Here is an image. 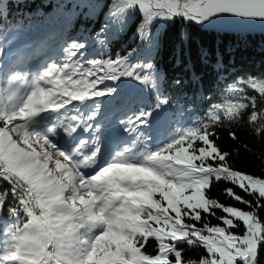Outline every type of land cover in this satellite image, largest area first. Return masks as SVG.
<instances>
[{
	"label": "trees",
	"instance_id": "16d2710c",
	"mask_svg": "<svg viewBox=\"0 0 264 264\" xmlns=\"http://www.w3.org/2000/svg\"><path fill=\"white\" fill-rule=\"evenodd\" d=\"M109 2V0H0V37L5 38L8 31L17 29L22 33H35L40 29L37 21L48 16L54 34L61 29L60 32L69 33L71 39L63 41V33L61 35L46 33L45 41L50 39L55 44L58 42L56 49L67 47L68 42H71L74 51H79L80 55L76 57L70 54L67 59L77 60L82 67L89 70L90 77L95 78L102 87L109 86L108 77L112 69L119 75L132 71V79L128 83L132 88H135V73L142 75L145 80L136 93L140 105L133 108H147L159 101L171 111V119L175 121L187 117V122H193L198 118L200 122L195 129H204L221 153L227 154V160L223 163L217 160V157L220 160L224 159L221 153L213 156L208 152L206 155V159L215 164L221 173L227 172L231 176L232 170H236L237 175L241 176L264 175V118L254 122L250 119L251 113L264 112V95L259 93L258 88L254 89L253 83H249L264 79V34H217L197 28L181 17L175 16L174 19L167 17L153 26L154 33L157 28L159 29V37L155 51L149 56L144 52L140 37L135 34L136 27L141 21L140 12L135 11L133 7V11L130 7L127 8L125 28L121 30L119 24H114L112 19L109 18L106 22L105 13L112 9ZM92 5H95L94 10L91 8ZM100 9L102 13L98 14ZM101 32L103 35H97ZM32 43L35 44V40H32ZM146 64H152L154 67L146 68V71ZM193 73L197 77L196 80L192 79ZM155 75H158L157 80L161 78V82L155 80ZM150 78H153L151 84ZM233 85L238 88L235 97L243 107L231 118L224 116L222 112L213 118L211 112L209 113L213 110L212 106L219 104L225 107L222 105L225 93L228 88H233ZM150 86L151 89L148 88ZM206 109L208 111L204 115ZM16 137L22 142L23 137ZM211 141H207L209 148ZM197 147L200 145L197 144ZM203 155L205 153L202 151L201 156ZM187 157L185 165L198 162H193L192 152L187 153ZM211 167L212 164L204 163L194 171L207 176ZM197 182L201 188L199 203L195 205L181 203L176 210L171 208L164 210V215L171 219L173 227H179L177 247L179 253L188 260V264H195L200 254L207 252L200 235L192 231L198 225L193 223L189 214L194 216L195 209L202 206L205 207V211L207 210L203 193L208 185L200 180ZM212 184L209 197L224 200V189L229 185L226 182H217L216 179H212ZM3 192L7 196L4 204L15 207L27 190L26 186L7 175L0 167V194ZM247 195L245 194L246 198ZM184 208L188 211L180 218L179 210ZM257 213L264 216V208L258 207ZM208 219L215 220L214 217H205V220ZM139 241L142 243V251L147 255L151 253L149 256H153L158 253V244L153 235L147 234L140 237ZM223 242L225 241H216L217 244ZM207 254L209 255V252ZM175 259L176 264H180V258ZM168 261V264H173L172 259L169 258ZM255 264H264V246L257 249Z\"/></svg>",
	"mask_w": 264,
	"mask_h": 264
},
{
	"label": "snow or ice",
	"instance_id": "6c2138e0",
	"mask_svg": "<svg viewBox=\"0 0 264 264\" xmlns=\"http://www.w3.org/2000/svg\"><path fill=\"white\" fill-rule=\"evenodd\" d=\"M239 2L240 0H184L183 5H181L179 0H170V2L169 0H161L158 7H167L169 9L167 15H171L173 19L175 18L173 13L180 14L177 10H181L184 16H189L197 22L228 21L226 13L231 15L242 14L237 10ZM140 7H143V5ZM140 7L133 5L134 10L137 12H140ZM91 8L94 10L95 5H92ZM112 9L114 10H111V17H109V12L105 13L106 22L110 18L114 24H119L120 29L123 30L127 11L123 5V0L114 2ZM243 14L246 15V13ZM153 15L142 13L141 21L135 30V34L140 37L144 45L145 54L149 56L155 51L159 37V29L157 28L154 33L152 30L153 26L160 17L167 18V15L163 12L156 19H153ZM61 34L58 31L54 35ZM97 35H103V33L101 32ZM145 67L152 69L154 66L146 64ZM219 67L220 65L218 64L217 68ZM192 79H197L195 73H193ZM249 83H253L254 89L258 88L259 93L264 95V81H250ZM234 88L235 85H233ZM241 107L243 105L229 103L226 107H222L216 104L212 106V115L215 118L222 112L224 116L231 118L237 114ZM19 114L24 115L26 113L21 109ZM148 115L150 116L151 113ZM261 118H264V112H253L250 114V119L253 122ZM7 119L10 120L11 116L9 115ZM0 126H2V123H0ZM56 130V127L49 128L46 132L38 133L37 137L49 136ZM7 131H12L11 124L8 125ZM183 135L187 137L183 141L185 144L192 141L193 136H195L196 139L192 142L189 152L199 156L197 163H188L186 166H180L173 164L171 160H156L155 162L173 169L176 173L174 179L182 187L186 186L185 181L196 183L200 180L208 185L203 193L207 210L205 211V207L202 206L195 209L194 216L189 213L193 223L198 225L192 231L200 235L201 242L204 248L207 249L205 258L200 261V264H255L257 249L264 246V216H260L257 213L258 207L264 208V175L255 177L244 174L241 176L237 175L236 170H232L231 176L227 172L221 173V170L216 168L215 164L206 159L208 152H211L213 156L221 153V150L214 141H211V137L208 136L207 132L204 129H191ZM22 137L25 144L29 141L34 142L31 133L26 130L22 133ZM207 141H211V148H209ZM197 144L200 147H197ZM175 146L179 148V143H176ZM164 150L171 151L172 144L166 145L162 151ZM201 151L205 155L200 156ZM45 155L50 156V154L45 153L41 154L38 159L37 153L18 148L13 144L11 150H6L5 163L11 171L27 180L30 190H50L53 193L52 201L54 203L63 199V194L70 184L62 182L64 179L62 175L48 174V163L44 160ZM155 155L150 154L145 159L153 161L155 160ZM221 155H223L224 159L220 160L217 157L219 163L227 160V154L221 153ZM192 159L195 160L196 156L192 157ZM41 160H44V162L41 163ZM204 163L212 164L207 176L194 171L195 168H199ZM106 171L107 168H102L100 174L102 175ZM212 179H216L217 182H226L229 185V187L224 189V200L209 197L208 194L213 187ZM86 183L94 187L93 181H86ZM245 194H248L247 198ZM80 196L81 194L77 191L74 199H80ZM113 199L114 194L102 196L94 191L88 193L87 196L83 195L80 204L84 208L89 223L105 222L106 224V228L99 235L87 241L83 247L74 249L71 245L60 241L49 250V245L42 243L38 236L25 234L17 237L21 244L16 250L6 253L3 260H19L20 264H124L123 249L118 243L124 237H118L117 234L127 225L129 214L133 210L127 204L123 205L121 209L113 208ZM3 203V199L0 198V205H3ZM46 206L51 211L52 204L50 203ZM79 206L77 205V207ZM179 211L181 213L180 218H182L183 213L188 211V209L184 208ZM45 216H47V213ZM205 217H214L215 220H205ZM33 222L41 234L48 236L50 240L52 239L54 234L50 229H46L48 223L46 218L33 216ZM217 240L225 241L226 243L217 244ZM113 243H117L115 251L111 248ZM145 243L147 244V242ZM21 248L25 250L27 256L21 254ZM208 252L212 255L209 256ZM166 254L170 255L172 262L176 261V257H179L180 264H183L179 252H175L174 255Z\"/></svg>",
	"mask_w": 264,
	"mask_h": 264
},
{
	"label": "clouds",
	"instance_id": "9594fccd",
	"mask_svg": "<svg viewBox=\"0 0 264 264\" xmlns=\"http://www.w3.org/2000/svg\"><path fill=\"white\" fill-rule=\"evenodd\" d=\"M37 26L46 33L54 34L48 16L37 21ZM76 192L73 189L69 194H63L62 200L53 203V193L50 190L32 191L29 189V195L26 198H19L17 206L0 205V218H2L0 229L13 236L17 234L36 235L42 243L49 245V250L60 241L71 245L74 249L83 247L87 241L99 235L106 228V224L105 222L89 223L84 208L80 204L83 195L80 196V199H74ZM50 203L52 204L51 211L46 206ZM77 205L80 206L77 207ZM46 213L47 216H45ZM33 216L47 219L46 229H50L54 234L51 240L36 228ZM181 258L183 264H188V260L183 255H181ZM204 258L205 254L201 253L195 264H200V261ZM173 264H176V261H173Z\"/></svg>",
	"mask_w": 264,
	"mask_h": 264
},
{
	"label": "rangeland",
	"instance_id": "374dc122",
	"mask_svg": "<svg viewBox=\"0 0 264 264\" xmlns=\"http://www.w3.org/2000/svg\"><path fill=\"white\" fill-rule=\"evenodd\" d=\"M114 2H118V0H111V2L109 3L110 6L113 5ZM161 2V0H123V5L124 7L126 6H130L131 11H133V5H136L137 7H140L141 5H143V7H140V13L142 14H154L153 15V19H156L157 16H159V14L161 12L165 13L166 15L169 13V9L167 7L164 8H160L158 7V4ZM170 2V0H169ZM179 3L181 5H183L184 2H182V0L179 1ZM179 11L180 14H175L173 13L176 17H181L184 20L187 18L186 16H183V12L181 10H177ZM168 17H171V15H167ZM164 17H160L156 23H160L161 20ZM34 82H37V78H35L33 80ZM0 95L3 96L5 95L4 90H3V86H0ZM33 100L31 99H26V104H31ZM16 111V109H15ZM20 112H13L11 114L13 118H20L22 120V115L19 114ZM28 118V117H27ZM33 118H28L26 121L27 124H31ZM12 145L13 142H9L8 141V137L3 133L0 132V158L5 160V156H6V150H11L12 149ZM41 145H43V147H41ZM20 148H24L25 150L28 151H32L30 146L27 145H22L20 146ZM47 149V150H46ZM37 150L40 151H51V149L49 148V146L47 144L41 143L38 144ZM51 175V173H48ZM75 189L76 191H79V188L77 186H69L68 189L65 190L64 194L67 195L70 192H72V190ZM200 187L198 185L194 186L193 191L189 192L187 194H185V199L183 200L182 203H186V204H190V205H195L197 203H199L200 198H201V193H200ZM80 193V191H79ZM81 194V193H80ZM82 195V194H81ZM122 208V207H121ZM171 231L174 232L175 234H178V228H171ZM182 233V232H181ZM175 237V235H174ZM225 243V242H223ZM138 248V247H137ZM123 249V260H124V264H152V263H159L161 261V256H155L153 258H146L144 254H142L140 251L137 252L135 249H133L130 246H125L122 248ZM161 249H167L163 243H161ZM113 251L116 250V247L112 248ZM219 254V253H218ZM212 254L209 252V256H211ZM144 260H148V262H144Z\"/></svg>",
	"mask_w": 264,
	"mask_h": 264
},
{
	"label": "water",
	"instance_id": "95a60500",
	"mask_svg": "<svg viewBox=\"0 0 264 264\" xmlns=\"http://www.w3.org/2000/svg\"><path fill=\"white\" fill-rule=\"evenodd\" d=\"M237 10L242 14H225L228 21L197 22L189 16L186 17L195 26L216 33H264V0H240Z\"/></svg>",
	"mask_w": 264,
	"mask_h": 264
},
{
	"label": "bare ground",
	"instance_id": "6f19581e",
	"mask_svg": "<svg viewBox=\"0 0 264 264\" xmlns=\"http://www.w3.org/2000/svg\"><path fill=\"white\" fill-rule=\"evenodd\" d=\"M109 1H111V0H109ZM102 12H101V9L100 10H98V14H101ZM100 18V17H99ZM193 25V24H192ZM195 26V25H194ZM197 27V26H196ZM197 28H199V27H197ZM214 33H216V32H214ZM217 34H231V33H221V32H219V33H217ZM157 76L158 75H155V80H157ZM165 78H167V77H165ZM160 79V80H159ZM159 79L157 80V82H161V78L159 77ZM154 83H156V81H154ZM143 93H148V92H143ZM140 96H141V94H140ZM180 124H182L183 125V123H180ZM178 128H182V126H178ZM151 132H152V130H150ZM177 241L176 240H174V241H170L169 243H167V245H166V248H167V250H169V251H171V252H175V251H178L179 250V248L177 247Z\"/></svg>",
	"mask_w": 264,
	"mask_h": 264
}]
</instances>
